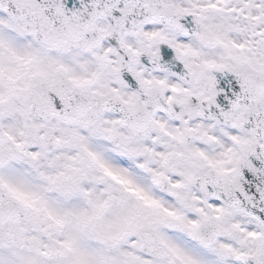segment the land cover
<instances>
[{
	"label": "snow or ice",
	"instance_id": "obj_1",
	"mask_svg": "<svg viewBox=\"0 0 264 264\" xmlns=\"http://www.w3.org/2000/svg\"><path fill=\"white\" fill-rule=\"evenodd\" d=\"M0 264H264V0H0Z\"/></svg>",
	"mask_w": 264,
	"mask_h": 264
}]
</instances>
